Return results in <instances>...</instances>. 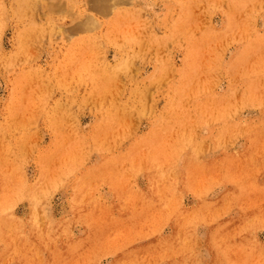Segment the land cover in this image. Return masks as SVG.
<instances>
[{
	"label": "rangeland",
	"instance_id": "374dc122",
	"mask_svg": "<svg viewBox=\"0 0 264 264\" xmlns=\"http://www.w3.org/2000/svg\"><path fill=\"white\" fill-rule=\"evenodd\" d=\"M0 264H264V0H0Z\"/></svg>",
	"mask_w": 264,
	"mask_h": 264
},
{
	"label": "bare ground",
	"instance_id": "6f19581e",
	"mask_svg": "<svg viewBox=\"0 0 264 264\" xmlns=\"http://www.w3.org/2000/svg\"><path fill=\"white\" fill-rule=\"evenodd\" d=\"M108 1H110V0H108ZM42 3V2H41ZM12 4V3H11ZM135 6V5H134ZM100 7V6H99ZM105 8V7H104ZM63 14V13H62ZM67 15V14H66ZM49 16V15H48ZM51 16V15H50ZM60 23V22H59ZM164 29V28H163Z\"/></svg>",
	"mask_w": 264,
	"mask_h": 264
}]
</instances>
